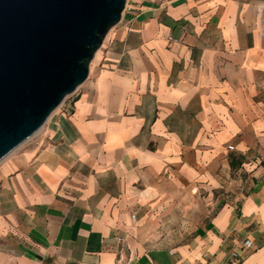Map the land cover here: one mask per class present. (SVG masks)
I'll use <instances>...</instances> for the list:
<instances>
[{"label": "crops", "instance_id": "crops-1", "mask_svg": "<svg viewBox=\"0 0 264 264\" xmlns=\"http://www.w3.org/2000/svg\"><path fill=\"white\" fill-rule=\"evenodd\" d=\"M92 63L0 162V264H264V0H128Z\"/></svg>", "mask_w": 264, "mask_h": 264}, {"label": "water", "instance_id": "water-1", "mask_svg": "<svg viewBox=\"0 0 264 264\" xmlns=\"http://www.w3.org/2000/svg\"><path fill=\"white\" fill-rule=\"evenodd\" d=\"M128 0H0V162L89 78Z\"/></svg>", "mask_w": 264, "mask_h": 264}, {"label": "rangeland", "instance_id": "rangeland-1", "mask_svg": "<svg viewBox=\"0 0 264 264\" xmlns=\"http://www.w3.org/2000/svg\"><path fill=\"white\" fill-rule=\"evenodd\" d=\"M74 97H75V95L73 94V95L69 96L66 100L69 101V100L73 99ZM60 108H61V106L55 112H58ZM44 127L39 131L38 134L34 135L31 139H29L27 142H25L23 145H21L18 149H16L12 153V155L14 154L13 156H15L16 154H18L20 152L27 151L30 148H33L34 146L38 145L44 137Z\"/></svg>", "mask_w": 264, "mask_h": 264}, {"label": "built area", "instance_id": "built-area-1", "mask_svg": "<svg viewBox=\"0 0 264 264\" xmlns=\"http://www.w3.org/2000/svg\"><path fill=\"white\" fill-rule=\"evenodd\" d=\"M230 149H231V150H233V147H231ZM133 219L135 220V219H136V217H135V216H133ZM119 241L121 242V241H122V239H119ZM245 245H246L247 247H250L251 243H250L249 241H247V242L245 243Z\"/></svg>", "mask_w": 264, "mask_h": 264}, {"label": "bare ground", "instance_id": "bare-ground-1", "mask_svg": "<svg viewBox=\"0 0 264 264\" xmlns=\"http://www.w3.org/2000/svg\"><path fill=\"white\" fill-rule=\"evenodd\" d=\"M38 133H39V131H38L36 134H38ZM36 134H35V135H36Z\"/></svg>", "mask_w": 264, "mask_h": 264}]
</instances>
